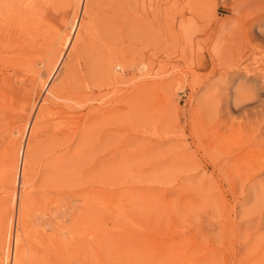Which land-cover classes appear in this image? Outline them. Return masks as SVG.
Here are the masks:
<instances>
[{
    "label": "rangeland",
    "instance_id": "374dc122",
    "mask_svg": "<svg viewBox=\"0 0 264 264\" xmlns=\"http://www.w3.org/2000/svg\"><path fill=\"white\" fill-rule=\"evenodd\" d=\"M0 264H264V0H0Z\"/></svg>",
    "mask_w": 264,
    "mask_h": 264
},
{
    "label": "bare ground",
    "instance_id": "6f19581e",
    "mask_svg": "<svg viewBox=\"0 0 264 264\" xmlns=\"http://www.w3.org/2000/svg\"><path fill=\"white\" fill-rule=\"evenodd\" d=\"M16 241H18V240L16 239Z\"/></svg>",
    "mask_w": 264,
    "mask_h": 264
}]
</instances>
